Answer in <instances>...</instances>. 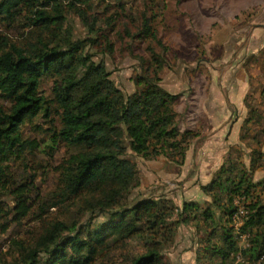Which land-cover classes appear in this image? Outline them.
I'll return each instance as SVG.
<instances>
[{"label": "trees", "instance_id": "trees-1", "mask_svg": "<svg viewBox=\"0 0 264 264\" xmlns=\"http://www.w3.org/2000/svg\"><path fill=\"white\" fill-rule=\"evenodd\" d=\"M92 1L0 0V27L20 24L31 34L23 45L0 32V100L7 104H0V194L13 200L11 204L0 200V220H6L3 231L9 223L28 216L33 208L31 196H40L34 179L16 183L8 173L13 158L39 148L21 130L25 121L38 116L47 120L51 142L73 149L58 166L59 182L46 200L48 208L75 212L70 219L43 220L33 242L15 243L17 255L0 264H100L98 260L120 242L148 233L146 252L121 264H162L159 241L154 238L167 234L163 230L173 224L175 207L164 198L129 199L138 179L130 154L143 158L162 154L175 160L171 152L185 142L190 131L177 126L175 103L180 95L160 85L161 57L152 54L154 69L141 65L144 71L134 79L137 90L127 95L111 79L105 62L94 59L89 49L99 42L101 25L98 13L86 11ZM68 11L78 14L85 37L75 38L65 26ZM115 20L108 22L110 27ZM136 36L156 38L148 19L143 18ZM253 57L256 63H264V48ZM45 79L51 82L49 98L40 92ZM261 82L259 94L264 102ZM251 120L264 133L263 116H250L245 123ZM241 132L239 138L244 141ZM251 139L262 145L257 135ZM243 150L249 152L243 155ZM185 152L180 153L181 161ZM263 161L261 148L246 144L244 149L229 151L216 176L201 185L210 204L199 208L192 202L183 203L182 221L200 217L213 225L209 240L217 234L220 243L212 244L210 254L218 264L238 255L247 259L240 264H264V179L252 178ZM239 207L244 210L239 230L249 236L244 249L234 234ZM86 213L93 218L103 214L106 219L94 225L93 221L80 224L79 218Z\"/></svg>", "mask_w": 264, "mask_h": 264}, {"label": "rangeland", "instance_id": "rangeland-1", "mask_svg": "<svg viewBox=\"0 0 264 264\" xmlns=\"http://www.w3.org/2000/svg\"><path fill=\"white\" fill-rule=\"evenodd\" d=\"M86 11L98 13L101 25L99 42L89 50L95 60L105 62L111 79L125 95L137 90L134 79L144 71L142 64L145 68H156L154 64L151 66L153 53L164 60L159 71L160 85L180 95L175 103L177 126L180 131L189 130L190 134L171 152L175 160L162 154L154 158L130 154L138 179L129 199L164 198L175 207L171 217L173 224L169 230H163L167 231L165 238L162 235L157 240L154 238L159 241L162 264H218L219 260L210 254L212 244L220 243L217 234L209 240L213 225L204 223L200 217L182 221L184 216L180 214L184 202H192L199 208L210 204L211 198L201 185L216 176L229 151L244 149L247 144L261 148L264 153V133L254 126V120L245 123V119L250 116L255 119L257 114L264 118V102L259 94L261 81H264V63L262 60L256 63L253 57L264 48V30H257L259 25L264 26V0H93ZM113 18L116 20L110 27L108 22ZM143 18L148 19L156 38L136 36ZM65 26L75 38L86 36L83 22L74 11L66 14ZM2 31L23 45L31 36L29 29L20 24L11 28L1 26ZM50 88V80L45 79L41 94L49 98ZM241 102L243 109L239 106ZM0 104L7 105L2 100ZM250 109L256 113L251 115ZM48 126L47 120L38 116L25 121L21 127L23 136L36 140L39 148L13 158L8 173L16 183L34 179L40 196H31L30 214L19 223H9L5 232L6 220H0V260L11 261L17 255L15 243H32L41 231L43 220L57 217L65 220L74 216L75 212L70 209L68 213L63 207L48 208L46 200L59 182L58 166L73 151L51 142ZM240 132L244 141L239 138ZM253 134L262 142L261 146L252 141ZM184 151L181 161L180 153ZM248 152L242 151L243 155ZM260 167L252 175L254 181L264 179V161ZM0 200L10 204L13 201L3 193ZM79 219L80 224L93 221L94 225L103 222L106 216L99 214L93 218L86 213ZM239 221L235 220L234 234L239 248L244 249L249 245V236L241 234L242 219ZM149 243V233L129 238L109 250L98 263L130 261L145 253ZM246 261L244 256L238 255L229 258L226 264Z\"/></svg>", "mask_w": 264, "mask_h": 264}, {"label": "crops", "instance_id": "crops-1", "mask_svg": "<svg viewBox=\"0 0 264 264\" xmlns=\"http://www.w3.org/2000/svg\"><path fill=\"white\" fill-rule=\"evenodd\" d=\"M257 30H264V26L263 25H259L258 27H257ZM239 106L243 109V102H241L240 104H239ZM237 132H239V127H240V124L237 122ZM237 132H236V135H237Z\"/></svg>", "mask_w": 264, "mask_h": 264}, {"label": "built area", "instance_id": "built-area-1", "mask_svg": "<svg viewBox=\"0 0 264 264\" xmlns=\"http://www.w3.org/2000/svg\"><path fill=\"white\" fill-rule=\"evenodd\" d=\"M243 216H244V210L242 209V207H239V211H238V214H237V219H240V221H241V219H242Z\"/></svg>", "mask_w": 264, "mask_h": 264}]
</instances>
